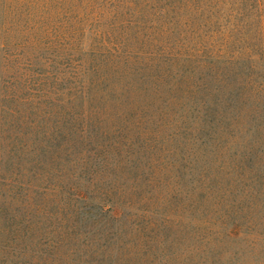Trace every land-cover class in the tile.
<instances>
[{
	"label": "trees",
	"instance_id": "16d2710c",
	"mask_svg": "<svg viewBox=\"0 0 264 264\" xmlns=\"http://www.w3.org/2000/svg\"><path fill=\"white\" fill-rule=\"evenodd\" d=\"M220 70L194 96L184 95L190 78L172 69L125 64L108 82L90 67V80L60 83L69 97L58 96L49 113L10 132L2 119L0 264H72L64 257L78 236L75 201L87 198L76 179L91 173L110 185L120 179L113 216L120 213V240L137 246L140 264H264V193L257 189L264 185V145L233 149L245 100L234 94L230 67L221 70L223 82ZM172 101H180L179 120L184 112L190 117L182 129L169 118ZM111 114L120 130L101 125ZM197 119L199 137L192 132ZM171 125L178 130L166 133Z\"/></svg>",
	"mask_w": 264,
	"mask_h": 264
},
{
	"label": "rangeland",
	"instance_id": "374dc122",
	"mask_svg": "<svg viewBox=\"0 0 264 264\" xmlns=\"http://www.w3.org/2000/svg\"><path fill=\"white\" fill-rule=\"evenodd\" d=\"M125 64L184 73L190 78L184 95L194 96L201 93L200 83L211 82V73L230 67L234 94L245 100L232 137L233 149L264 145V0H0V121H6L9 132L37 120L35 113H49L58 96L68 98L67 91L58 90L60 83L90 80V67L112 82ZM221 70L218 77L223 82ZM180 105L172 101L168 111L172 125L182 129L190 117L184 112L179 120ZM118 115L103 117L101 125L120 130ZM172 125L166 133L178 130ZM192 132L200 136L199 120ZM166 133L165 143L170 140ZM181 142L186 144L179 137L177 143ZM240 179L244 182L243 176ZM108 181L92 173L76 179L87 198L75 201L78 236L72 239L70 255L64 257L72 264L142 261L134 243L120 240V213L113 216L114 211L120 212L115 205L120 204V179L113 185ZM257 189L264 193V185ZM132 207L127 213L137 222L140 216ZM229 240L230 245L243 244ZM258 257L253 256L252 262Z\"/></svg>",
	"mask_w": 264,
	"mask_h": 264
}]
</instances>
